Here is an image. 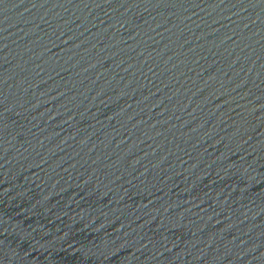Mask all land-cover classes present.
Segmentation results:
<instances>
[{"label":"water","instance_id":"obj_1","mask_svg":"<svg viewBox=\"0 0 264 264\" xmlns=\"http://www.w3.org/2000/svg\"><path fill=\"white\" fill-rule=\"evenodd\" d=\"M0 264H264V0H0Z\"/></svg>","mask_w":264,"mask_h":264}]
</instances>
